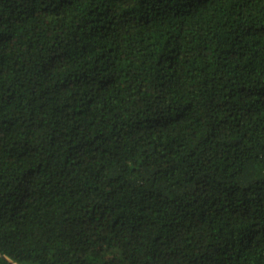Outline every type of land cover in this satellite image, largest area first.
Instances as JSON below:
<instances>
[{"label": "trees", "instance_id": "obj_1", "mask_svg": "<svg viewBox=\"0 0 264 264\" xmlns=\"http://www.w3.org/2000/svg\"><path fill=\"white\" fill-rule=\"evenodd\" d=\"M0 264H264V0H0Z\"/></svg>", "mask_w": 264, "mask_h": 264}]
</instances>
